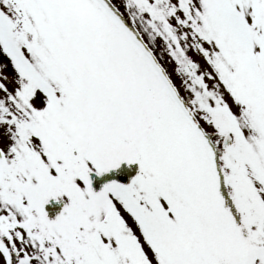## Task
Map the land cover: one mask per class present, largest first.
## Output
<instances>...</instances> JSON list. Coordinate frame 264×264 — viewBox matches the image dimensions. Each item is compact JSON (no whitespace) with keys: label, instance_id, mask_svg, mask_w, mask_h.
Returning <instances> with one entry per match:
<instances>
[{"label":"snow or ice","instance_id":"1","mask_svg":"<svg viewBox=\"0 0 264 264\" xmlns=\"http://www.w3.org/2000/svg\"><path fill=\"white\" fill-rule=\"evenodd\" d=\"M0 264H264V0H0Z\"/></svg>","mask_w":264,"mask_h":264}]
</instances>
